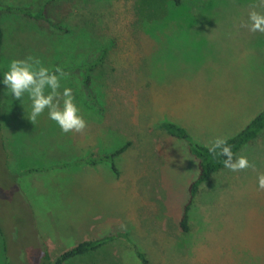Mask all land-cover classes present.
Returning a JSON list of instances; mask_svg holds the SVG:
<instances>
[{
    "label": "rangeland",
    "instance_id": "rangeland-1",
    "mask_svg": "<svg viewBox=\"0 0 264 264\" xmlns=\"http://www.w3.org/2000/svg\"><path fill=\"white\" fill-rule=\"evenodd\" d=\"M42 2L0 0L15 7ZM135 2L62 0L49 14L58 25L64 21L68 33L1 16L6 36L0 72L27 56L64 70L106 51L104 67L92 80L99 106L85 98L77 73L61 81L72 88L87 122L81 133L64 134L45 114L32 124L27 98L24 103L7 93L1 98L0 228L10 262L40 264V239L54 260L83 241L120 235L101 253L103 259L98 253L94 261L69 264H141L135 250L149 264H264V192L257 190L264 136L239 154L254 167L226 169L202 186L189 212V231L183 233L179 222L197 163L184 142L157 129L169 121L210 147L216 138L230 139L246 127L238 130V123L231 124L235 118L250 123L264 109V33L241 27L259 0H181L180 5L170 0L166 18L142 29ZM9 136L27 147L26 155L30 150L32 156L48 155L57 165L127 148L115 159L116 173L105 163L22 180L31 191L24 194L27 209L8 192L3 138ZM25 215L30 221L20 226Z\"/></svg>",
    "mask_w": 264,
    "mask_h": 264
},
{
    "label": "trees",
    "instance_id": "trees-1",
    "mask_svg": "<svg viewBox=\"0 0 264 264\" xmlns=\"http://www.w3.org/2000/svg\"><path fill=\"white\" fill-rule=\"evenodd\" d=\"M62 0H43L42 3H38L29 7H15V6H5L0 4V54L3 47V30L1 25V16L6 15L8 17L15 16L21 17L27 21L33 22L38 26L50 27L54 30L68 33V30L64 29L62 24L64 21L58 25L53 22L50 18L49 12H51V7L59 3ZM170 0H136L134 8V16L136 18V24L138 28L142 29L144 24H150L152 22L163 20L168 14L167 4ZM175 5H180L181 0H172ZM68 21V20H67ZM59 23V22H58ZM106 56V51H101L99 57L96 59L87 62L85 64L76 65L67 69H64V72L68 75L72 73H77L80 77L81 86L84 92V96L89 100L93 106H99L97 97L94 93L92 87L93 74L99 70V68L104 67V59ZM4 86L0 84V93ZM157 129L164 132L170 138L182 141L185 143L189 155L196 161L198 168V175L195 181H193L188 189L189 199L183 208L181 219L179 222L180 229L183 233H188L189 231V212L191 207L194 204V201L197 199L201 192L203 185L209 184L214 175L217 173L226 170L221 163L222 157L214 158L210 152L209 147L198 144L187 132V130L179 125L174 123L162 122L157 125ZM264 134V109L249 123L243 128L239 133L234 137L227 139L228 144L232 147V151L235 155H238L243 148L253 144L257 139ZM127 147H123L119 150L114 151L110 154L95 155L91 154L84 159H76L71 162L64 164L56 165L50 168L45 169H30L23 171L18 174H12L9 172L7 163L6 171L8 184L10 185L9 194L12 192L16 195V203L23 205L27 209L28 201L26 200L24 194L19 190V185H17V180L23 176H29L33 173H41L50 170L56 169H70V168H79L83 166L95 167L100 164H109L113 172L116 173L115 169V159L125 152ZM29 220L27 215L19 217L20 226ZM30 221V220H29ZM2 229L0 228V235L4 240L3 249L6 254L4 264H12L8 257V244L5 242V237L2 234ZM20 233L19 227L14 231V235L17 236ZM120 235H108L98 240L92 241H83L77 244L72 249L63 252L58 255L54 260L51 259V256L48 253L47 247L44 245L42 239H40L39 252L41 255L40 264H69L74 260L81 261H94L96 254H101L106 252V248L115 241ZM135 255L141 264H149L148 259L145 254L135 250ZM98 257L102 256L101 259L106 257L105 254L97 255Z\"/></svg>",
    "mask_w": 264,
    "mask_h": 264
},
{
    "label": "clouds",
    "instance_id": "clouds-1",
    "mask_svg": "<svg viewBox=\"0 0 264 264\" xmlns=\"http://www.w3.org/2000/svg\"><path fill=\"white\" fill-rule=\"evenodd\" d=\"M260 6H264V0L251 5L247 21L241 24L242 28L252 33H264V11L258 10ZM65 77L66 73L61 67L52 69L39 58L27 56L7 64L6 69L0 72V84L12 99L24 103L27 98V119L32 124L46 112L47 118L55 122L64 134L81 133L87 127V122L75 102L72 88L61 84ZM208 150L214 158L222 157L223 167L233 173L254 167L247 156L235 155L225 138H216ZM257 190L264 192V173L257 175Z\"/></svg>",
    "mask_w": 264,
    "mask_h": 264
},
{
    "label": "crops",
    "instance_id": "crops-1",
    "mask_svg": "<svg viewBox=\"0 0 264 264\" xmlns=\"http://www.w3.org/2000/svg\"><path fill=\"white\" fill-rule=\"evenodd\" d=\"M2 30H3V27H2ZM3 34H4V32H3ZM5 36L6 35L4 34L3 47H4V44H5ZM3 47H2V49H3ZM2 49H1V53H2ZM0 56H1V54H0ZM5 91H6V89L5 88H2L1 93H0V104H1V107H5L2 104V99H1L2 96L4 94H6ZM44 114H45L44 116L47 117V113L45 112ZM239 120L240 119L235 118V120L231 123V124H235V125H237L236 123H238V127H237L238 130L241 127L242 128L245 127L246 124L249 123V122H246L247 120L241 121L239 123ZM5 122H7V120L4 121L3 122V125H2L3 126V128H2V134H3V136L5 134V132H4L5 131V128H4V123ZM11 123H13V122H11ZM12 126H14V125L12 124ZM237 128H236V130H237ZM16 129L18 130L19 128H16ZM263 136H264V134L261 135L260 138H263ZM259 139H257L256 141H258ZM15 141L13 142L11 140V137L10 136L8 138H5V137L3 138V147H4V150H5L6 154H7V167H8V170H10V172L12 174H18V173H21L23 171L30 170V169H45V168H50V167H53V166H56L57 165L56 163H54V164H51L50 163L49 156L48 155H47V157L46 156L42 157L37 152L34 156H32L31 155V150H30L29 154L26 155L25 152L27 150V147L25 148L23 146V144L19 143L18 141H16V142ZM48 149L49 148L47 146L46 147V151ZM57 170H59V171H57ZM66 171H67V169H56V170H50V171L41 172V173H33V174H30L29 176L27 175V176L20 177L17 180V183H18L19 186H21V187H19L20 190H21V192L23 191L22 193L25 194L26 196L28 195L27 197H29V193L31 191L28 188H24V186L20 183V182H22V180H29V179L35 180V179H39V178L43 179L44 176L50 175V174H53V173L54 174H57V175H64ZM56 219L58 221V219H59L58 216H57Z\"/></svg>",
    "mask_w": 264,
    "mask_h": 264
}]
</instances>
